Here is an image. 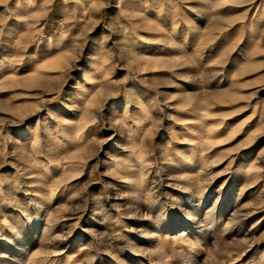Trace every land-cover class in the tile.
Returning a JSON list of instances; mask_svg holds the SVG:
<instances>
[{
	"label": "rangeland",
	"instance_id": "rangeland-1",
	"mask_svg": "<svg viewBox=\"0 0 264 264\" xmlns=\"http://www.w3.org/2000/svg\"><path fill=\"white\" fill-rule=\"evenodd\" d=\"M0 264H264V0H0Z\"/></svg>",
	"mask_w": 264,
	"mask_h": 264
}]
</instances>
